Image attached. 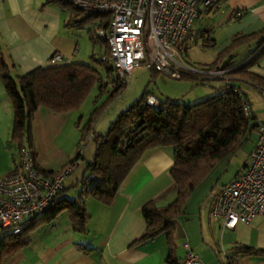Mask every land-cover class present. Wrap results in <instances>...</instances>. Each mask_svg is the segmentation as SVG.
I'll use <instances>...</instances> for the list:
<instances>
[{
  "label": "crops",
  "instance_id": "0c3cea01",
  "mask_svg": "<svg viewBox=\"0 0 264 264\" xmlns=\"http://www.w3.org/2000/svg\"><path fill=\"white\" fill-rule=\"evenodd\" d=\"M214 7L218 11L216 25L225 28L226 41L218 48L210 34L213 43L208 47L197 41L185 42L183 59L187 66H210L235 39L264 30V0H229ZM72 19L69 8L48 0H0V51L10 67L14 84L18 77L35 69L60 66L51 64L55 54L61 55L65 64L84 65L91 64L92 57L105 54L107 48L103 42L98 38L91 40V33L97 34L99 26L91 21L73 26ZM200 26L199 19L195 30H202ZM81 39L87 44L83 55ZM255 47L253 42L234 51V63H243ZM255 59L249 71L264 79V53ZM213 85L221 88L223 84ZM232 85L248 100L254 122L264 123V92L240 81ZM91 113L57 114L44 108L36 111L32 145L41 171L56 174L76 158L82 151L81 129ZM12 126L13 106L0 80V179L11 175L18 164L17 150L10 143ZM106 132H97L95 127L94 136L87 142ZM257 142L255 129L243 147L246 148L241 169L228 181L215 184L206 199L193 202L194 195L190 197L183 213L173 222L170 238L162 235L140 244L135 242L146 230L143 208L147 204L166 207L177 198V188L170 175L174 164L172 150L148 152L134 166L110 204L84 195L82 182L88 163L76 174L83 162L79 160L64 184V192L56 200L84 203L90 217L84 231H74L66 211L50 222L38 217L27 233L30 243L5 255L2 264H183L185 243L200 257L202 264H222L221 256L232 258L240 246L264 252L263 217L225 229L222 222L216 225L210 215L211 193L242 172ZM6 234L0 230V241ZM235 261L236 264H264V253L239 256Z\"/></svg>",
  "mask_w": 264,
  "mask_h": 264
},
{
  "label": "trees",
  "instance_id": "16d2710c",
  "mask_svg": "<svg viewBox=\"0 0 264 264\" xmlns=\"http://www.w3.org/2000/svg\"><path fill=\"white\" fill-rule=\"evenodd\" d=\"M48 1L70 9L73 14L70 25L81 26L82 23L91 21L99 26L98 29L107 26L108 15L106 14L85 16L83 12L66 2ZM214 8H209L205 14ZM204 33L203 47H208L213 41L210 40V32L204 31ZM91 34V40H97L96 31ZM253 42L256 44L254 51L243 63L235 64L233 52ZM103 44L107 51L99 58L92 57L91 64H66L38 68L18 77L15 84L10 67L0 51V80L13 106L10 143L17 150L18 161L24 152L30 153L34 167L40 176L53 177L55 173L43 172L36 164L32 145L33 120L36 111L44 108L57 114L77 112L95 87L99 89V93H103L110 87L113 88L111 98H115L126 88L114 68L103 62V58L109 55L108 46L104 42ZM263 46L264 30L235 39L215 63L195 68L207 71H230L223 79H210L198 74L182 72L180 80L222 83L221 88L211 87L216 89V95L212 98L192 105L171 101L159 102V107L155 110L146 104L149 95L145 93L141 100L117 116L105 135L95 136L96 152L85 171L86 176L92 175L95 180L92 190L84 195L106 204H110L116 197L119 188L134 166L148 152L172 150L174 164L170 175L177 188V198L166 207L147 204L143 208L142 215L146 230L135 242L136 244L152 241L162 235L170 238L173 222L183 213L187 200L207 181L218 166L227 164L247 144L252 132L257 130L258 123L254 122L252 112L251 116L247 117L243 110L245 104L250 106L248 100L232 83L237 81L249 83L264 92V79L249 71L256 59L246 66H241ZM182 47L184 62L183 55L186 48L184 45ZM263 53L264 51L261 54ZM105 107L95 108L91 113L86 125L81 129V144L86 143L94 132L97 121L105 113ZM83 159L82 153L79 152L71 164ZM56 199L47 211L39 216V220L50 222L66 211L74 231L83 232L90 219L84 203L81 200L77 204ZM37 218H31L28 221V229L21 234L7 233L4 236L0 241V264L3 263L5 255H10L30 243L27 233ZM263 253L247 246L236 247L235 255L232 258H225L222 264H236L235 259L239 256L248 257Z\"/></svg>",
  "mask_w": 264,
  "mask_h": 264
},
{
  "label": "built area",
  "instance_id": "2783aa9c",
  "mask_svg": "<svg viewBox=\"0 0 264 264\" xmlns=\"http://www.w3.org/2000/svg\"><path fill=\"white\" fill-rule=\"evenodd\" d=\"M80 10L85 16L108 15L105 28L97 38L106 43L110 64L121 83L127 86V77L136 68H146L180 80L182 72L210 79H223L230 71L197 70L182 60L185 42H205V33L195 30L205 12L229 0H58ZM264 51L261 47L246 66ZM52 65H66L61 55L51 58ZM146 104L157 110L159 101L149 96ZM245 115L251 116L250 106L244 105ZM258 142L247 159L244 169L229 184L211 193L210 215L218 225L234 229L238 224H250L257 217L264 218V123L257 127ZM92 133L89 137L92 138ZM88 139V141H89ZM82 153V151H81ZM18 168L0 179V230L19 235L28 229V221L43 215L64 190V184L73 173L76 163L69 164L53 177H43L34 167L30 153L24 152ZM95 177L87 175L82 182L84 193L93 188ZM183 264H202L188 243L184 244Z\"/></svg>",
  "mask_w": 264,
  "mask_h": 264
},
{
  "label": "rangeland",
  "instance_id": "374dc122",
  "mask_svg": "<svg viewBox=\"0 0 264 264\" xmlns=\"http://www.w3.org/2000/svg\"><path fill=\"white\" fill-rule=\"evenodd\" d=\"M217 12V9H212V11L203 15L200 18V27L202 31L206 29L210 31L211 37L216 41V45L219 48L226 41V32L225 28L216 25ZM88 42L90 41L88 40ZM80 45L83 55L87 47L85 39L80 40ZM127 83L126 88L115 96V98H111L114 92L111 87L106 89L107 91L105 90L103 93H99L97 87L91 90L88 98L79 111L94 112L95 108L101 109L106 105L104 112H107V114L101 117L95 125L97 132L100 131V133H105L109 123L115 121L121 112H125L136 102L141 100L145 93L149 96H154L162 103L171 101L184 105H192L216 95V89L211 88L214 86L212 82L208 81L206 83H201L189 79L175 80L169 75L156 74L152 70L142 67L136 68L131 76L127 77ZM214 84L217 83L215 82ZM80 147H82V155L83 157L85 156L86 159H83L76 174H78L83 167L85 168L87 163L92 161L96 152V143L94 141L82 143ZM245 148L240 149L227 164L218 166L207 181L196 190L191 200L196 202L206 199L209 191L215 184L223 183L232 178L242 167ZM221 261H225L223 255L221 256Z\"/></svg>",
  "mask_w": 264,
  "mask_h": 264
}]
</instances>
